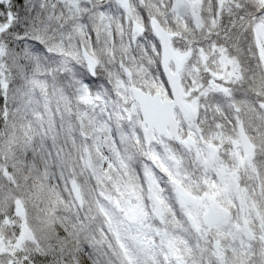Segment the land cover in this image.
Listing matches in <instances>:
<instances>
[{"label": "snow or ice", "instance_id": "obj_1", "mask_svg": "<svg viewBox=\"0 0 264 264\" xmlns=\"http://www.w3.org/2000/svg\"><path fill=\"white\" fill-rule=\"evenodd\" d=\"M0 264H264V0H0Z\"/></svg>", "mask_w": 264, "mask_h": 264}]
</instances>
